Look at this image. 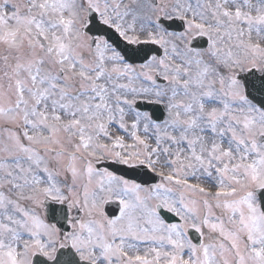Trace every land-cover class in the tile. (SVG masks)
<instances>
[{"label":"snow or ice","instance_id":"1","mask_svg":"<svg viewBox=\"0 0 264 264\" xmlns=\"http://www.w3.org/2000/svg\"><path fill=\"white\" fill-rule=\"evenodd\" d=\"M0 264H264V0H0Z\"/></svg>","mask_w":264,"mask_h":264}]
</instances>
